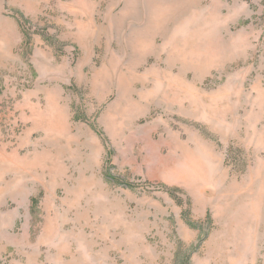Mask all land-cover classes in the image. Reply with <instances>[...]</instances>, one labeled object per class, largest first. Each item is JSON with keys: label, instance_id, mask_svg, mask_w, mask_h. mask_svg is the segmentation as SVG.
I'll list each match as a JSON object with an SVG mask.
<instances>
[{"label": "rangeland", "instance_id": "obj_1", "mask_svg": "<svg viewBox=\"0 0 264 264\" xmlns=\"http://www.w3.org/2000/svg\"><path fill=\"white\" fill-rule=\"evenodd\" d=\"M0 264H264V0H0Z\"/></svg>", "mask_w": 264, "mask_h": 264}, {"label": "trees", "instance_id": "obj_2", "mask_svg": "<svg viewBox=\"0 0 264 264\" xmlns=\"http://www.w3.org/2000/svg\"><path fill=\"white\" fill-rule=\"evenodd\" d=\"M185 214V213H184Z\"/></svg>", "mask_w": 264, "mask_h": 264}]
</instances>
